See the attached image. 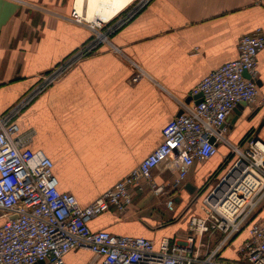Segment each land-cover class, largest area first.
<instances>
[{"label":"crops","instance_id":"crops-1","mask_svg":"<svg viewBox=\"0 0 264 264\" xmlns=\"http://www.w3.org/2000/svg\"><path fill=\"white\" fill-rule=\"evenodd\" d=\"M140 1L130 0L108 21H89L92 29L70 18L78 0H0V115L43 86L12 122L19 134L31 132L29 147L52 160L58 189L80 205L112 187L156 148L162 127L181 103L195 101L191 93L198 82L237 57L241 35L264 31V5L257 0H145L116 25ZM87 5L83 0L84 15ZM96 30L107 35L94 51L89 47ZM256 69V102L238 104L223 125L230 143L251 136L264 143V47ZM137 72L141 76L132 81ZM48 73L52 77L45 83ZM231 155L229 146L219 143L217 152L195 161L176 186L179 162L163 161L152 170L161 193L145 183L134 190L126 212L110 208L87 224L92 230L149 238L155 247L164 237L183 239L189 216L200 214L198 192L218 180ZM7 218L0 211V225ZM259 219H264V197L213 259L240 264L238 247ZM220 236L218 231L203 235L202 253ZM91 259L85 247L63 256L65 264Z\"/></svg>","mask_w":264,"mask_h":264},{"label":"built area","instance_id":"built-area-1","mask_svg":"<svg viewBox=\"0 0 264 264\" xmlns=\"http://www.w3.org/2000/svg\"><path fill=\"white\" fill-rule=\"evenodd\" d=\"M144 2L128 10L116 25L130 18ZM257 3L264 5V0ZM70 18L78 23L89 22L83 20L76 7ZM97 23V27L102 24ZM263 47L261 28L241 35L237 57L211 70L192 90L193 96L199 95V101L181 103V113L162 127V140L156 148L86 205L58 189L52 160L41 150L31 149V132L19 134L18 126L12 122L43 86L1 114L0 211L8 218L0 225V264H65L63 256L81 247L92 253L89 264H238L213 258L244 228L264 197V143L253 136L241 143H230L223 135L222 124L238 104L256 102V57ZM140 76L137 72L131 80ZM50 77L44 76L43 82ZM219 143L229 146L231 163L216 182L198 192L200 214L189 216L183 239L164 237L155 247L151 239L143 236L119 235L88 226L87 220L110 208L119 214L126 212L134 190L145 183L155 194L161 193L162 187L152 176V170L161 162H179L173 184L176 186L195 161L212 157ZM216 231L221 236L203 254L201 237ZM237 251L240 264H264V219L250 224L248 237Z\"/></svg>","mask_w":264,"mask_h":264},{"label":"bare ground","instance_id":"bare-ground-1","mask_svg":"<svg viewBox=\"0 0 264 264\" xmlns=\"http://www.w3.org/2000/svg\"><path fill=\"white\" fill-rule=\"evenodd\" d=\"M83 0H78L77 11L83 20L94 21L95 18L108 20L113 14H116L120 9L130 1L128 0H87V12L82 14L81 5ZM99 25V23H95Z\"/></svg>","mask_w":264,"mask_h":264},{"label":"rangeland","instance_id":"rangeland-1","mask_svg":"<svg viewBox=\"0 0 264 264\" xmlns=\"http://www.w3.org/2000/svg\"><path fill=\"white\" fill-rule=\"evenodd\" d=\"M137 7V4L136 5H134V8H136ZM78 23V22H77ZM101 35V36H100ZM106 33H101V31H99V32H97V30H96V33H93V37H92V49H93V47L95 46V48L93 49L94 51L96 50V47H97V43L98 42H101V41H103V40H106L105 38H104V36L106 37ZM54 70H51L50 71V73H52ZM50 73H48V74H46L45 75V77L47 78L48 77V75L50 74ZM35 92V90L33 91V93ZM32 93V94H33ZM21 109V108H20ZM192 199V198H191Z\"/></svg>","mask_w":264,"mask_h":264},{"label":"water","instance_id":"water-1","mask_svg":"<svg viewBox=\"0 0 264 264\" xmlns=\"http://www.w3.org/2000/svg\"><path fill=\"white\" fill-rule=\"evenodd\" d=\"M256 82H257V85L259 86V85H260L259 80H257ZM192 98H194L196 102L199 101V95H197V96H193ZM189 99H190V98H189ZM180 113H181V111L178 112V114H180ZM178 114H177V115H178ZM224 124H225V122L222 124V127H223ZM211 140H212V139H211Z\"/></svg>","mask_w":264,"mask_h":264}]
</instances>
